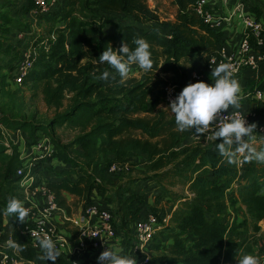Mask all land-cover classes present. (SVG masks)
I'll return each instance as SVG.
<instances>
[{
	"label": "trees",
	"instance_id": "1",
	"mask_svg": "<svg viewBox=\"0 0 264 264\" xmlns=\"http://www.w3.org/2000/svg\"><path fill=\"white\" fill-rule=\"evenodd\" d=\"M198 1L173 0L177 6L174 22L160 21L150 9L149 0L62 1L39 17V21L65 25L58 30L59 35L49 41L47 48H41L31 74L21 86L31 84L33 89L41 90L49 109L58 111L64 108L67 98L71 100L70 107L47 124L33 120L10 122L5 117L0 118V123L8 129L23 131L33 141L43 135L51 138L54 157L40 162L34 168V174H41L43 164L47 162L57 161L62 166L60 173L48 176L43 182L68 215L73 214L69 198H77L79 205L83 202V205L97 204L107 208L116 220L122 213L124 216L132 214L131 218L124 217L119 222L118 232L123 235V229L134 224L143 213L146 216L154 213L160 219L166 215L148 208L141 197L136 199L132 195L118 205L115 213L107 204L109 187L105 178L120 173L109 174L110 165L130 161L137 167V157L148 163L147 172L153 173L158 183L160 172L170 167L165 172H174L189 195H179L174 200L176 208L170 226L150 245V249L157 253L151 256L149 264H236L242 255L251 254L260 261L264 255V249L259 246L260 239H257L262 231L260 223L264 221V164L256 162L254 169H250L246 163L239 171L237 164H229L219 156L216 144L221 141L212 139L205 144L204 134L197 139L194 130L177 131L174 116L167 117L158 109L163 103L164 84L186 87L196 83L198 81L192 78L194 71L203 75L199 82L209 83L207 75L212 69L206 63L207 58L218 54L219 48L230 38L231 31L210 27L198 14L194 8ZM243 1L249 12L260 20L264 10L259 3L248 5V0ZM19 5L16 4L17 11L22 6L31 13L35 3L34 0H24ZM103 14L113 16V21H102ZM108 26L112 27L111 31L106 30ZM16 29L19 28L13 19L0 13V36L7 40V44H0V55L10 58L11 62L22 60V53L31 39L30 36L19 39V33L26 31L16 32ZM133 38H143L149 43L153 60L151 71L142 80L131 77L124 84L119 83V77L108 83L94 81L95 59L109 44L117 50L125 41L134 49ZM258 50L264 54V46ZM191 61L194 66H189ZM159 67L160 71H157ZM258 70L264 72V62ZM152 71L162 73L164 77L159 73L152 77ZM247 71L251 69L246 68L236 79L240 87L245 83L244 93L255 89L264 91V74L258 88L254 89L248 87V81L244 79ZM154 94L157 96L151 101ZM115 95L125 99L123 105H105V101ZM244 97L239 110L246 113L252 108L245 103L247 97ZM93 98L96 101H92ZM154 113L156 118L153 121L140 117L141 114ZM253 113L257 128L264 125V103L256 104ZM68 125L80 128V134L65 144L55 133L57 128ZM133 133L147 138L136 137ZM255 133L263 134L258 130ZM5 146L0 143V162L6 166V178L20 181L21 178L16 177L17 169L22 166L20 153L14 148L12 155H7ZM12 197L20 200V194L0 186V230L6 219L13 228L14 241L24 246V250L19 251L22 259L35 264H53L50 260L39 259L43 253L36 251L31 240L21 232L25 223H20L15 216L4 215ZM238 210L240 212L232 216L231 212ZM164 233H169L172 239L170 247L160 244ZM130 239L129 244L125 240L127 249ZM55 264L71 263L60 255Z\"/></svg>",
	"mask_w": 264,
	"mask_h": 264
},
{
	"label": "built area",
	"instance_id": "2",
	"mask_svg": "<svg viewBox=\"0 0 264 264\" xmlns=\"http://www.w3.org/2000/svg\"><path fill=\"white\" fill-rule=\"evenodd\" d=\"M64 0H34L35 6L32 10L34 23L37 24L39 17L47 14ZM228 0H224L227 4ZM207 0H200L194 6L198 14L204 17L206 23L216 29H226L234 26L238 21L243 26L241 40L236 47L229 51L226 45L218 50V54L208 56L207 65L209 69L217 67L221 62L232 65L234 79L243 70L249 68L258 70L264 62V54L258 49L264 46V22L255 19L249 14L248 6L243 0H239L229 13L216 16L208 9ZM30 33H19L18 38L24 40L33 36ZM253 40L254 43L253 44ZM32 42V43H31ZM30 39L29 45L22 53V60L18 65L15 83L22 85L34 68L36 59V47ZM192 78L201 81L203 75L194 71ZM184 87L175 83H166L162 88L164 103L169 107ZM253 98L256 102H264V91L256 89L244 95ZM233 109H229L224 115H230ZM245 118L247 124H252L253 113L246 114L238 110ZM264 133V125L257 128ZM21 132L20 130L15 131ZM205 138L212 140V133L204 134ZM197 139L199 137H196ZM9 146V145H8ZM55 149L51 138L43 135L32 141L22 155L20 160L22 166L16 171V177L21 180L20 201L29 210V215L24 221L22 233L30 240L32 247L41 252L37 237L47 234L56 243L58 250L71 264H98V257L107 250L108 246L122 248V255L130 256L137 260V264H149L151 258L150 245L153 239L164 229L170 226L171 214L160 219L158 215L150 213L145 219L137 220L133 225V237L130 239V247L127 249L124 235L118 232L119 223L113 213L97 204L83 205L77 214L68 215L66 209L60 207L56 201L55 194L45 182L35 180L38 175L33 174L34 168L43 161L54 157ZM246 164V163H245ZM245 164H237L239 171ZM131 162L124 164H112L108 169L111 175L129 172L132 169ZM237 187V185H236ZM3 229L0 230V264H35L21 258L19 251H14L8 246V241L13 240V228L9 227L5 219ZM261 264H264L262 259Z\"/></svg>",
	"mask_w": 264,
	"mask_h": 264
},
{
	"label": "rangeland",
	"instance_id": "3",
	"mask_svg": "<svg viewBox=\"0 0 264 264\" xmlns=\"http://www.w3.org/2000/svg\"><path fill=\"white\" fill-rule=\"evenodd\" d=\"M24 2V0H0V13L6 14L9 17L13 19V21L16 23L19 29H16L15 31H26L27 33H30L31 35V29L34 25V22L31 23V20L28 18L30 13H27L26 8H22L19 11L16 8L17 3ZM208 2V1H207ZM263 4L264 0H248V5L253 4ZM21 5V4H20ZM19 5V6H20ZM148 5L150 9L154 10L157 17L160 19V21H172L174 22L176 20L177 15V6L174 4L173 0H149ZM5 8V9H3ZM22 14V15H21ZM31 18V17H30ZM102 21H113V16L109 14H103L101 15ZM119 21V18H117ZM240 23V22H239ZM64 23H50L45 20H38L37 25L34 27L35 33L33 36H30L31 39L34 40V46L36 47V56L39 55L41 48L48 47L49 41L54 40L58 35L59 31L62 27H64ZM112 27L108 26L106 28L107 31H111ZM59 30V31H58ZM14 32V33H16ZM17 34V33H16ZM6 39L4 40L0 36V44L6 43ZM32 43V42H31ZM0 54L2 52L0 51ZM38 57V56H37ZM37 59V58H36ZM10 58L6 56L0 55V118H7L9 121H26V120H33L36 123L39 124H47L50 121H52L58 114H62L71 105L70 98H67V101L65 102L64 108L60 110L55 109H49L43 98L42 91H37L32 88L31 84L23 85V86H17L14 78L16 76V65H19V61L9 62ZM93 65H95V70L93 71L95 74L94 81H98V77L104 70H109L112 75H115L116 77H119L118 74L115 73V71L107 64H100L96 59L93 62ZM194 62H189V66H193ZM157 71H160V67ZM157 71H152L150 73L152 74V77L155 75H158ZM148 73V72H147ZM161 77H164L162 73H159ZM146 75L145 72L140 70L138 66H132V71L129 74L128 78L135 77L139 80H142L144 76ZM111 80V79H110ZM109 80V81H110ZM101 81V80H100ZM103 81V80H102ZM109 81L104 83H108ZM157 95L154 94L150 97V100L153 101L154 98ZM92 101H96L95 98L92 99ZM125 101V99L122 96H111L110 100L105 101V105L116 103L117 105H123L122 103ZM98 103H102L98 101ZM168 106L164 103L160 104L158 106V109L160 111H163L167 117H173L174 115L170 112V110H167ZM140 117H146L150 121L155 120L156 114H141ZM4 119V118H3ZM56 137L59 138L63 143L68 144L71 143L76 136L80 134V128L73 127V126H64L59 127L56 130ZM136 137H142L147 138L146 136H143L140 133H133ZM42 137V136H41ZM32 139H30L29 134L27 135L23 131L16 133L15 131H12L8 129L5 125L0 123V143L5 146L7 155H12L13 149L16 148L18 152L22 155L25 151H27V147L30 143H32ZM209 141L208 139H204L203 142L207 144ZM252 145L259 151L264 149V138L263 139H254L251 141ZM9 145V146H8ZM76 149H79L76 147ZM136 161L137 164L135 166H132L131 171L129 172H122L119 175L115 177H108L106 176L105 181L106 185L109 187V193L107 194V197H109V200H107V203L111 209L114 210L116 213L118 205H120L121 202L125 200V198L131 194H133L134 191V183H136L140 179H149L150 181H156L153 177V173L147 172V162L143 163L141 159H138L137 157ZM256 162L253 161L251 163H248V167L251 169L256 166ZM62 166L57 162H47L45 165L43 164V169L41 174H38L37 177H35V180L43 181L48 176H54V174L60 173ZM170 169H164L160 172V183L158 184V191L160 192V199L162 200L160 203L162 205L163 210H165L167 213L170 211V209L174 206L173 203H175V199L177 196H187L189 193L187 192V188L184 185L179 184L178 178L174 175V172H165ZM161 173H164L161 175ZM34 174V171H33ZM13 178H6V166L0 162V186H5V188H8L12 191V193L20 194L21 192V182L20 181H12ZM152 186V185H151ZM236 187V186H235ZM238 187V186H237ZM145 189V188H144ZM147 191V189L145 190ZM131 193V194H130ZM153 194V193H152ZM154 195V194H153ZM10 199V198H9ZM71 202V209L73 214H77L80 212L83 202L79 205L80 201L77 198H69ZM160 209V206L158 207ZM164 214H167V213ZM237 212V213H236ZM240 212L238 211H232V216H235ZM242 212V211H241ZM131 215L124 216L122 213L121 216L119 215V219L117 218L118 223L121 222V219L125 217V219L131 218ZM117 216V215H116ZM118 217V216H117ZM171 223V222H170ZM262 231L258 234L257 239L264 240V222L260 223ZM132 225V224H131ZM131 226L127 227L126 229H123L124 238L129 244L128 238L133 237L132 230H129ZM113 247V246H110ZM260 258L261 260H264V255L262 254ZM238 264V262L236 263Z\"/></svg>",
	"mask_w": 264,
	"mask_h": 264
},
{
	"label": "clouds",
	"instance_id": "4",
	"mask_svg": "<svg viewBox=\"0 0 264 264\" xmlns=\"http://www.w3.org/2000/svg\"><path fill=\"white\" fill-rule=\"evenodd\" d=\"M135 45L131 49L127 42L122 41L117 50L111 44L97 59L100 64H107L119 76V83L124 84L132 71V66H138L147 73L153 68L150 45L143 38H133ZM98 79L105 82L116 81V76L109 70H104ZM210 79L214 83H190L182 89L179 95L170 102L167 110L174 115L176 130L183 133L195 131L197 137L212 133L211 138L221 141L216 144L220 157L227 163L245 164L253 161L264 164V149L257 150L251 143L255 139L257 124H247L238 111L241 108V87L233 78L232 65L221 62L211 71ZM233 109L230 115H224ZM6 216H15L24 223L29 210L15 197L8 200L4 211ZM38 246L43 255L41 260H50L55 264L61 253L56 243L47 234L37 237ZM8 246L14 251H23L24 246L10 240ZM122 248L109 247L98 257V264H137V260L122 255ZM238 264H261L257 256L246 254L237 259Z\"/></svg>",
	"mask_w": 264,
	"mask_h": 264
},
{
	"label": "crops",
	"instance_id": "5",
	"mask_svg": "<svg viewBox=\"0 0 264 264\" xmlns=\"http://www.w3.org/2000/svg\"><path fill=\"white\" fill-rule=\"evenodd\" d=\"M207 1H208V5H207L208 9L212 10L216 16H219L221 14L229 13L239 0H228L227 4L224 3V0H207ZM259 5H260V8H262L264 10V5L263 4L262 5L259 4ZM249 14L254 17V15L252 13L249 12ZM28 18L31 20V23L35 21L34 17L32 16V10H31V13L29 14ZM260 21L264 22V13H263V16L260 19ZM36 25L37 24L34 23V25L32 26L33 30H34V27ZM227 29L230 32V28H227ZM231 29H232V31L230 33V38L227 39V41H226V47L229 51L232 49V47L234 48L239 44V42L241 40L242 32H243V26L238 21H235L234 26ZM211 71L212 70H209V72H208L209 75H207L209 78V84L214 83V81L211 80L209 77L211 75ZM263 74H264V72L263 71L260 72V70H257V71L251 70V71L245 72L244 79L248 81V87H253L254 89L258 88V83L260 82V80H262ZM243 85L245 87V83ZM243 85L241 87V93H240L242 99H243L244 94H245ZM246 90L249 91L248 89H246ZM249 99L250 98H246L244 101L252 109L249 110V112H246V114L253 113L256 104L264 103V102H256V101L254 102L252 99L251 100H249ZM253 114L255 115V113H253ZM253 118L254 117H252L251 122L255 123ZM254 136H255V139H257V138L263 139L264 133L262 135H259L258 133L257 134L254 133ZM134 185L135 186H134L133 194L130 193L132 196H134L136 199L141 197L143 199V202L147 203L148 208L154 209L156 212H158L161 215H169V214L172 215L174 209L176 208V204L173 203L174 206L170 209V211L168 213L165 210H163L162 205L160 203L162 201L160 199V196H159L160 192L156 193V191H158L157 181H150L149 179H147V180L146 179H140L136 183H134ZM146 189H147V191H145ZM177 204H178V202H177ZM159 206H160V209L158 208ZM165 212L167 214H164ZM146 217H147L146 214L143 213L140 215L139 219H145ZM263 222L264 221H262V223ZM130 226H131L130 229L133 230L134 225L132 224ZM168 232H170V231H168ZM159 241H160L161 245H167V247H170L172 244V239L169 237V233H164L163 235H161ZM259 246L261 249H264V240L260 239V245ZM156 253L157 252L154 249L151 250V256L156 254Z\"/></svg>",
	"mask_w": 264,
	"mask_h": 264
}]
</instances>
